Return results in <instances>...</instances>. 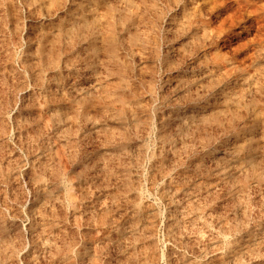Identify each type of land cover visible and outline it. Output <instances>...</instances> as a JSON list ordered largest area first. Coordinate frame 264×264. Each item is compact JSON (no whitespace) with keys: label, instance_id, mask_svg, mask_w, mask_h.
<instances>
[{"label":"rangeland","instance_id":"374dc122","mask_svg":"<svg viewBox=\"0 0 264 264\" xmlns=\"http://www.w3.org/2000/svg\"><path fill=\"white\" fill-rule=\"evenodd\" d=\"M0 264H264V0H0Z\"/></svg>","mask_w":264,"mask_h":264},{"label":"bare ground","instance_id":"6f19581e","mask_svg":"<svg viewBox=\"0 0 264 264\" xmlns=\"http://www.w3.org/2000/svg\"><path fill=\"white\" fill-rule=\"evenodd\" d=\"M235 1V0H234ZM215 8V7H214ZM214 8H211V9H214Z\"/></svg>","mask_w":264,"mask_h":264}]
</instances>
